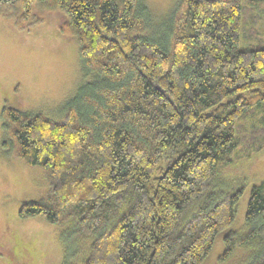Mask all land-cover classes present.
Segmentation results:
<instances>
[{
	"label": "trees",
	"instance_id": "1",
	"mask_svg": "<svg viewBox=\"0 0 264 264\" xmlns=\"http://www.w3.org/2000/svg\"><path fill=\"white\" fill-rule=\"evenodd\" d=\"M34 1L0 0V16L28 30ZM53 5L95 76L62 120L3 107L15 155L50 185L20 216L61 229L64 264L83 246L84 264H204L220 232V261L243 248L264 264V178L227 232L243 189L223 180L264 153V0H180L160 32L143 0Z\"/></svg>",
	"mask_w": 264,
	"mask_h": 264
},
{
	"label": "rangeland",
	"instance_id": "2",
	"mask_svg": "<svg viewBox=\"0 0 264 264\" xmlns=\"http://www.w3.org/2000/svg\"><path fill=\"white\" fill-rule=\"evenodd\" d=\"M143 1L151 10L153 29L166 31L180 0ZM33 10L42 22L28 30L0 16V264H64L67 250L57 225L40 215L19 214L24 203L44 198L50 185L42 168L30 167L15 155L2 126L3 107L62 120L68 103L95 76L84 68L78 38L60 31L66 14L54 7L53 0H35ZM251 46L242 34L241 48ZM263 178L264 153L240 157L224 170V185L243 189L236 218L225 232L244 225L251 188ZM223 237L224 232L217 234L204 264H243L247 258L243 248L219 260L225 249ZM85 249L71 257L74 264H84Z\"/></svg>",
	"mask_w": 264,
	"mask_h": 264
}]
</instances>
